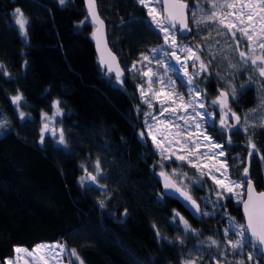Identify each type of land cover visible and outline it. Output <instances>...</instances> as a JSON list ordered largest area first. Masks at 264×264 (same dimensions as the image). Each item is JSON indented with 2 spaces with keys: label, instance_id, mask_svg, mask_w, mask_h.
<instances>
[{
  "label": "trees",
  "instance_id": "trees-1",
  "mask_svg": "<svg viewBox=\"0 0 264 264\" xmlns=\"http://www.w3.org/2000/svg\"><path fill=\"white\" fill-rule=\"evenodd\" d=\"M129 2L141 13L135 0ZM96 4L108 47L124 72L121 79L100 68L83 0H0V116L5 121L0 129V264L14 256L16 247L57 243L68 264H181L189 255L198 264L218 263L209 247L204 257L202 249L194 252L196 242L208 237L223 242L226 217L243 224L240 205L226 199L220 203L225 217L200 212L193 218L161 193L157 176L175 166L162 164L149 140L137 136L143 130L138 87L144 81L129 68L160 46L161 37L143 13L128 19L114 0ZM17 8L28 22L24 37L13 24ZM179 39L207 58L195 32ZM228 79L236 90L229 107L243 114L255 105L260 80L247 66ZM208 81L213 94L224 90L212 75ZM16 95L23 97V121L11 103ZM53 101H59L56 123L66 144L49 138L40 143L41 117L53 114ZM210 134L222 143L231 179L239 181L250 153L244 145L251 139L248 177L261 191L264 127L245 135L232 132L228 144L226 134L222 138L212 129ZM97 161L100 172L93 183L88 173H97ZM191 194L205 207L201 190ZM173 210L199 235L185 233Z\"/></svg>",
  "mask_w": 264,
  "mask_h": 264
},
{
  "label": "rangeland",
  "instance_id": "rangeland-1",
  "mask_svg": "<svg viewBox=\"0 0 264 264\" xmlns=\"http://www.w3.org/2000/svg\"><path fill=\"white\" fill-rule=\"evenodd\" d=\"M60 2V0H58ZM67 1V0H65ZM191 6L189 13V24L191 30L196 33L201 45L204 49V55L207 57L204 60V56L191 45L190 42L180 40L181 38L177 32L175 37L178 45L184 48H192L196 56H199V60H195V57L188 59L190 53L181 51L180 48H176V54L180 57L181 63L187 64V71L190 75L199 72V76H194L195 86L199 89L200 95L197 97L195 91L190 92L189 88L192 85L188 84V77L184 76L183 70L178 73L173 72L166 67L167 64L175 65L179 68V64L175 57L171 56L173 48L169 44H165V33L160 31L159 28L152 22V16L149 15V10H153V14L156 15L157 20L162 21L161 8L156 5L153 0H145V7L139 0H135L138 8L141 10L139 13L135 10L129 0H114L116 7L120 10L122 17L124 18H136L142 13L146 18L147 24L159 34L162 40V44L154 49H162L158 54L153 53V49L149 50L146 54L141 55L137 61H135L129 68L130 72L137 73L144 81V84L138 87V95L140 103L144 106V113L142 118L143 130L137 133L139 140H149L152 150L158 157L162 164H169L175 166L173 168L163 170L169 175L170 179L177 182L178 186H187V189L197 188L202 191L203 204L205 207L200 208V212H207L213 216L220 214L223 218L225 214L220 211V203L223 200L229 199L234 204L240 205L237 198L228 192H224L220 189L212 179L209 178V173L215 176L217 179L222 180L225 184L229 180L242 183L243 188L238 190L242 193V199L244 197V182L231 179L229 175V167L225 161V155L219 156L218 153L224 149L214 148L213 144H220L213 139L210 134V130L223 138L226 129L222 130L220 126L221 109L218 104H213L212 101L218 96L209 91V77L211 75L215 77L218 83L221 84L223 91L228 94V100L233 99L234 84L228 77L237 74L239 71H243L247 66L258 77V83L255 86V105L248 109L243 114H237L240 116L239 124L236 126L233 132L236 134H244L251 129L258 127H264V77L260 76V67H264V60H261L264 55V48L260 46L261 42H264V11H261L259 7H241L251 3L256 5L258 0H184ZM212 3L218 5L217 8L212 7ZM231 3L233 8L223 7ZM195 11L196 19H192V14ZM216 12L214 19H205L206 14ZM239 13V15H237ZM249 13H253V20H248ZM13 24L18 28L22 37L19 25L16 24V13L13 12ZM24 17V16H23ZM26 21L25 30L27 27ZM241 19L243 23H241ZM221 20L224 23H221ZM203 21V22H200ZM235 24L237 27L229 30L224 25ZM165 26V25H164ZM166 27V26H165ZM238 28H244L250 35L252 40L250 41L244 33L238 30ZM235 33V37H233ZM239 40V43L235 41ZM237 40V41H238ZM238 43V44H237ZM245 52L246 56L241 57L240 53ZM167 53V54H166ZM149 57L148 60H144L143 57ZM158 59H163L165 64L158 63ZM252 60H256L257 64L253 65ZM208 61L210 64H208ZM203 62L206 65L207 70L201 71L200 64ZM193 63L195 66L193 67ZM135 65V68L133 67ZM195 68V71H192ZM150 75L145 73L149 72ZM212 72V73H211ZM151 81H154L150 83ZM141 89L144 90V96H141ZM180 97H183V102ZM190 99H194V108L184 105ZM175 100V103H173ZM147 101V102H145ZM163 102V104H162ZM11 103L12 99H11ZM21 100L19 101V104ZM19 104H13L14 108L19 114V120L23 121L26 117L21 118L19 112ZM151 104V107L149 106ZM200 104H204L205 107L201 108ZM166 109V110H164ZM232 111V110H231ZM196 112L201 114H207L206 118L202 121L200 116L196 115ZM233 112V111H232ZM45 118L41 117V130H40V143L41 133L44 129L43 136L51 139L55 145H62L60 141L61 132L57 125V120L60 119V112L56 114L54 108L53 114ZM197 123H200V128H197ZM5 121L0 116V129L4 127ZM45 125L47 128L45 129ZM151 126V129H149ZM247 129V130H245ZM143 133V136H141ZM151 133V134H149ZM210 136L211 140H206L205 136ZM153 137L156 138V143L153 142ZM43 139V140H44ZM249 144V142H246ZM159 145V147H157ZM225 152V151H224ZM207 153V155H204ZM215 153V155H213ZM254 153V151H253ZM177 156H184V161L177 160ZM253 156V154H252ZM164 157H168L165 159ZM191 160L198 165L193 167L188 162ZM250 161V160H249ZM173 164V165H172ZM221 164H225L227 170L221 167ZM173 169L177 172L175 176L172 175ZM85 169L83 168V171ZM161 171V172H162ZM201 171L204 175H201ZM86 172V171H85ZM160 172V173H161ZM97 175V173H95ZM227 177V179H225ZM217 192L221 193V198L217 196ZM225 229L229 226V217L225 218ZM184 228V227H183ZM225 233V230H224ZM230 238L235 241L239 239L234 233H230ZM196 249L194 252L201 250L203 247L206 249L209 247L211 250H215L217 255L218 264H262L256 258L257 252L253 250L251 245L233 249L227 244V240L224 234L223 242H218L217 245H211L210 242L205 239L202 242H196ZM21 249L17 252L16 249ZM252 254V259L249 260V254ZM258 255V254H257ZM69 259V258H68ZM189 261L195 259L188 256L181 264H187ZM5 264H68L65 249L59 243L57 244H41L35 246L33 249H26L24 247H16L14 249V256L11 259H7Z\"/></svg>",
  "mask_w": 264,
  "mask_h": 264
},
{
  "label": "snow or ice",
  "instance_id": "snow-or-ice-1",
  "mask_svg": "<svg viewBox=\"0 0 264 264\" xmlns=\"http://www.w3.org/2000/svg\"><path fill=\"white\" fill-rule=\"evenodd\" d=\"M139 2L144 5L145 7H147L148 5L145 4V0H139ZM61 4L65 3V0H60ZM86 3L89 6V12L90 14L93 16L94 21L98 22L101 26L103 25V21L99 20L98 15L95 12V0H86ZM163 3L165 5L164 7V12L163 15L165 17V20L161 21V20H157L156 15L153 14V10L150 9L149 10V15L152 16V22L157 26V28L160 29V31L164 32V42L165 44H169L170 46L173 48V51L171 53V56L175 57L177 64H179V68H177L175 65L172 64H167L166 67L168 69H171L173 72L178 73L179 71L183 70L184 72V76L188 77V84L192 85L191 88H189V91H195L196 96L198 97L200 95L199 89L196 88L195 86V80H194V76H199L200 73L196 72L193 75H190L187 71V64L185 63H181L180 57L177 56L175 49L176 48H180L181 51L190 53L191 55L188 57V59H192L193 57H195V60H199L200 57L196 56V54L193 52L192 48H184L181 47L180 45H178L176 37H175V32L173 31L176 27L177 24L180 26L181 29H186L187 28V24H186V17H185V10L187 9V5L183 4V3H179V0H172L171 2V7L172 9H175L176 11H169V3L170 0H163ZM212 7L213 8H217L218 5L215 3H212ZM223 7H228V8H233L234 5L231 3H228L226 5H223ZM243 7H259V9L261 11H264V0H258L256 5H252L251 3L246 4V5H242ZM15 13H16V24L19 25L21 33L25 34V26H26V21L23 17V14L21 13V10L19 8L15 9ZM237 15H239V13H237ZM248 15V20L252 21L253 20V13H249ZM216 17V12L212 11L211 13L206 14L205 19L211 20L214 19ZM192 19L195 20L196 19V13L195 11L192 14ZM261 19H264V17H261ZM165 21H171V29L169 27H165ZM203 22V21H200ZM83 23V22H81ZM221 23H224L223 20H221ZM241 23H243V20L241 19ZM226 28H228L229 30H231L234 27H237L235 24H226L224 25ZM239 31H241L242 33H244V35H246L248 37V39L251 41L252 40V35H250L247 31H245L244 28H238ZM97 31H100V29H98ZM264 31V30H262ZM93 37L94 39H96L97 41V49L98 51L101 48V43L103 40V33L101 31V34L99 37H97L96 33H93ZM233 37H235V33H233ZM104 44V50L107 51V42L103 41ZM260 46L262 48H264V42H261ZM153 53L158 54L160 51H162V49H153L152 50ZM167 54V53H166ZM108 56L111 57V59L113 61H115V57L112 56L111 52H108ZM240 56L243 58L246 56L245 52H241ZM144 60H148L149 57L144 56L143 57ZM261 60H264V55H262ZM160 64H165V61L163 59H158L157 61ZM101 63H105L104 59H101ZM252 64L256 65L257 61L256 60H252ZM195 66V63H193V67ZM2 67V66H0ZM135 68V65L133 66ZM200 68L201 71H206V65L201 62L200 64ZM109 71H112V67L111 65H109ZM146 75H150L151 73V69H149L148 73H145ZM260 76L264 77V67H260V72H259ZM120 78V71H119V66H117V79ZM154 81L150 80V83H152ZM235 89H232L233 92V98H235ZM141 96L143 98L144 96V90L141 89ZM23 97L21 95H16L14 97H12V102L13 104H19V101L22 100ZM181 101L183 102V97H180ZM147 102V101H145ZM173 103H175V100H173ZM194 99H190L186 105H184L185 108L187 107H193V110L195 111L194 108ZM213 104H218L220 109H221V115H220V126L221 129H228L229 131H231L232 129L236 128V125H230L227 120L229 115L231 116L232 119L236 120L237 123H239L240 121V116H238L235 112H232L230 107H229V102H228V94L224 91H220L219 95L212 101ZM163 104V102H162ZM149 106L151 107V104H149ZM53 107L56 109V114H59L60 109H59V101H53ZM201 108H204L205 105L204 104H200ZM227 109V111H226ZM166 110V109H164ZM21 118L24 117V113H20ZM45 118L46 114H42ZM197 116L201 117V120L203 121L206 118L207 114H201L199 112H196ZM47 128V125H45V129ZM197 128H200V123H197ZM149 129H151V126H149ZM247 130V129H245ZM43 132L44 129H42V133H41V142H43L44 136H43ZM151 134V133H149ZM141 136H143V133H141ZM206 140H211L210 136H205ZM61 144H66L65 141V137L63 135V132L61 131V135H60V141ZM153 142L156 143V138L153 137ZM229 143H231V139L229 138ZM249 144L250 146L254 149L255 145L251 144V139L249 140ZM214 148L217 149H222L223 146L220 144H213L212 145ZM157 147H159V145H157ZM252 153L250 152V155ZM204 155H207V153H205ZM215 155V153L213 154ZM219 156H224L225 152L223 150H221L218 153ZM165 159H168V157H164ZM177 160H181L184 161L186 158L184 156H177L176 157ZM188 162L190 164H192L193 167H197L198 170L199 167L198 165H196L195 163H193L190 159L188 160ZM81 167H83V165H81ZM221 167L225 168V171L227 170L226 165L225 164H221ZM96 171L97 174H99L100 172V164L99 161H97L96 163ZM177 170L173 169V173L172 175L175 176ZM248 168L244 169V176L246 178V184H247V188L246 191L243 193V195L247 196V199H242V193L238 190L243 188V184L242 183H236L233 182L231 180L228 181L227 184H225L222 180L217 179L215 176H212L209 173V178L213 180V182L220 188L222 189L224 192H228L231 195L235 196L238 200V202L243 203L244 206V215H245V220L246 223L244 224H237L233 218L229 217L230 220V224L229 226L225 229V237L227 240V244L232 247L233 249H238V248H243L246 246L251 245V247L253 248H259L261 246H264V192H260V193H256L255 192V186L253 185L251 179L248 177ZM160 175L164 178V187L165 189H174L175 192H178L180 194V196H182L184 198L185 201H188L192 208L196 209V212L199 213L200 212V206L197 203L196 199L193 198L190 190L187 189V186H178L177 182H175L174 180L170 179L169 175L166 174L165 172H161ZM201 175H204V172L201 171ZM88 177L89 179L95 183L97 181V175H92L91 173H88ZM225 179H227V177H225ZM101 187H103L101 185ZM218 197H221V193L217 192L216 193ZM221 198H225V197H221ZM103 202L101 201V207H103ZM222 206V205H221ZM126 211V210H125ZM174 211V218L178 217V223L182 224L185 230V233H192L193 235H199V233L193 229L191 227V225L188 223L187 220L184 219L183 216L180 215L179 212ZM202 215H210L209 213L205 212L202 213ZM230 233H234L237 237H239V239L233 241L230 238ZM157 235L159 236V233H157ZM207 240L210 242L211 245H217V241L215 239H213L212 237H208ZM181 243H183V240L180 241ZM264 250V249H262ZM17 252H20L21 249H16ZM72 255L76 256V252L75 250L72 251ZM252 254H249L248 259L251 260ZM77 259H79V257L77 256ZM81 264H83V261H81ZM187 264H195L194 261H189L187 262ZM237 264H242V262H237Z\"/></svg>",
  "mask_w": 264,
  "mask_h": 264
},
{
  "label": "water",
  "instance_id": "water-1",
  "mask_svg": "<svg viewBox=\"0 0 264 264\" xmlns=\"http://www.w3.org/2000/svg\"><path fill=\"white\" fill-rule=\"evenodd\" d=\"M96 1L97 0H95V12H96V14L99 17V20L103 21L100 18L99 14H98ZM153 2L161 8V11H162V21L165 20V17L163 15L164 7H165V5L163 3V0H153ZM171 2H172V0H170V3H169V11H176L175 9H172ZM179 3H183V4H185V5L188 6L187 9L185 10V17H186V21L185 22L187 24V28L186 29H181L180 26L177 24V27L173 31L174 32H177L178 35L181 38H183V39L191 38V36H192V30L189 27V13L191 11V7L184 0H179ZM83 6H84V9L86 11L87 19H88L89 23L93 26V31H92V34H91V38H92L93 46H94V49H95V55L97 57V60L99 62V65H100L101 70L105 71L109 76H112L115 79H117V66H119V71H120V78L119 79L123 78L124 77V72L121 69V67L119 65V62H118L116 56L112 53V51L108 47L107 32H106V26H105L104 22H103V25L101 26L98 22L94 21L93 16L89 12V6L86 3V0H83ZM164 25L166 27H169L170 30H172L171 29V21H165V24ZM98 29H100V31H97ZM101 31L103 33V40H102V43H101V48L98 51V49H97V41H96V39H94L93 33L95 32L96 35H97V37H99L100 34H101ZM103 41H106L107 42V51L104 50ZM108 52H111L112 56L115 57V61H113L111 59V57L108 56ZM102 58L105 61V63H103V64L101 63V59ZM109 65H111L112 71H109ZM192 71L194 72L195 71V68H192ZM226 111H227V109H226ZM228 121L230 122V125H236L237 126L239 124V123H237L236 120L232 119L230 115L228 117ZM234 129H232L231 131H234ZM231 131L225 132L227 144L229 143V137H230ZM244 146L247 149H249L250 152L253 154V149L250 146H248V145H244ZM252 154L250 155V153H249L248 156H247V165H246V168H248V163H249V160H250ZM242 179H243V182H244V185H245V188H244V192H245L246 191V188H247V184H246V178H245L244 174L242 176ZM157 180H158V182L160 184L161 193H162L163 196L173 198L178 204H180V206H182L185 210H187L191 214V216L193 218H195V217L198 216V213L196 212V209L192 208L191 204L188 201H185L184 198L182 196H180V194L178 192H175V190L174 189H171V188L165 189V187H164V178L160 174L157 176ZM252 183H253V181H252ZM253 185H254V183H253ZM255 192L256 193L264 192V184L262 186V190L261 191H257L256 188H255ZM243 199H247V196L244 195ZM240 213H241L242 222L244 224V223H246V220H245V215H244V206H243V203L240 204ZM262 249H264V246H261L259 248H256V252H257L258 256L260 257L261 263L264 264V250H262ZM216 264H218V263H216Z\"/></svg>",
  "mask_w": 264,
  "mask_h": 264
},
{
  "label": "flooded vegetation",
  "instance_id": "flooded-vegetation-1",
  "mask_svg": "<svg viewBox=\"0 0 264 264\" xmlns=\"http://www.w3.org/2000/svg\"><path fill=\"white\" fill-rule=\"evenodd\" d=\"M191 7V6H190ZM227 122L230 124V122L227 120ZM227 131H229L228 129H226V131L225 132H227ZM233 131H231V133H232ZM230 133V134H231ZM230 138V137H229ZM245 188V187H244ZM185 210V209H184ZM187 211V210H186ZM188 212V211H187ZM189 213V212H188ZM190 214V213H189ZM199 214H200V212L198 213V216H199ZM191 215V214H190ZM197 216V217H198ZM197 217H195V218H197ZM202 253H203V257H204V247L202 248ZM204 259V258H203ZM214 264H216V262H214Z\"/></svg>",
  "mask_w": 264,
  "mask_h": 264
}]
</instances>
